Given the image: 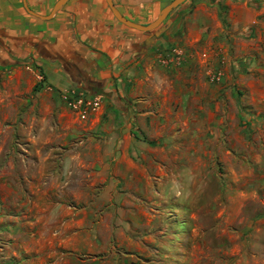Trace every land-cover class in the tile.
Segmentation results:
<instances>
[{"label": "rangeland", "instance_id": "374dc122", "mask_svg": "<svg viewBox=\"0 0 264 264\" xmlns=\"http://www.w3.org/2000/svg\"><path fill=\"white\" fill-rule=\"evenodd\" d=\"M237 43L157 56L129 146L114 100L0 77V264H264V48Z\"/></svg>", "mask_w": 264, "mask_h": 264}, {"label": "crops", "instance_id": "0c3cea01", "mask_svg": "<svg viewBox=\"0 0 264 264\" xmlns=\"http://www.w3.org/2000/svg\"><path fill=\"white\" fill-rule=\"evenodd\" d=\"M112 1L126 18L147 24L172 0ZM55 2L0 0V77L5 84L27 82L31 88L41 82L45 90L81 86L115 101L111 134L117 147L126 139L128 146L136 143L148 129L140 107L144 93L136 88L149 79L167 47L183 54L190 49L201 64V55L210 58L217 44L228 48L249 41L264 48L260 0H184L150 31L118 21L106 0H67L49 19L25 8L46 15Z\"/></svg>", "mask_w": 264, "mask_h": 264}, {"label": "water", "instance_id": "95a60500", "mask_svg": "<svg viewBox=\"0 0 264 264\" xmlns=\"http://www.w3.org/2000/svg\"><path fill=\"white\" fill-rule=\"evenodd\" d=\"M67 0H56V2L54 3V5L52 6L50 12L46 15H39L35 12H33L26 4H25V8L28 12L37 15L41 18H45V19H49L51 17H53L55 15V13L61 8V6L66 2ZM107 4L109 5L113 15L116 17V19L118 21H120L121 23L135 28L137 30H142V31H150L154 28H156L167 16V14L174 8L176 7L178 4H180L181 2H183L184 0H172L171 2H169L168 4H166L163 8H161V10L159 11V13L157 14L156 18L154 20H152L151 22L147 23V24H141L135 21H132L128 18H126L123 14L120 13V11L115 7L114 3L112 0H106Z\"/></svg>", "mask_w": 264, "mask_h": 264}, {"label": "built area", "instance_id": "2783aa9c", "mask_svg": "<svg viewBox=\"0 0 264 264\" xmlns=\"http://www.w3.org/2000/svg\"><path fill=\"white\" fill-rule=\"evenodd\" d=\"M208 75L211 80L217 81L220 80L222 76L221 70H211L208 72ZM68 106L82 118H85L86 115L91 110H95L101 103V97L95 95L89 98H85L82 94L78 95H69L66 96Z\"/></svg>", "mask_w": 264, "mask_h": 264}, {"label": "trees", "instance_id": "16d2710c", "mask_svg": "<svg viewBox=\"0 0 264 264\" xmlns=\"http://www.w3.org/2000/svg\"><path fill=\"white\" fill-rule=\"evenodd\" d=\"M40 86H41V82L35 84V86L33 87V90L36 91Z\"/></svg>", "mask_w": 264, "mask_h": 264}, {"label": "flooded vegetation", "instance_id": "af4514ba", "mask_svg": "<svg viewBox=\"0 0 264 264\" xmlns=\"http://www.w3.org/2000/svg\"><path fill=\"white\" fill-rule=\"evenodd\" d=\"M178 5H179V4H178ZM178 5H177V6H178Z\"/></svg>", "mask_w": 264, "mask_h": 264}]
</instances>
